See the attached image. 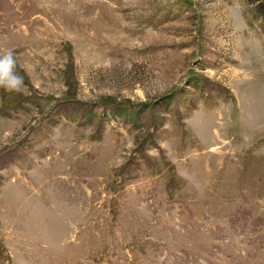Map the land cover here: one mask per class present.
<instances>
[{"label":"rangeland","instance_id":"obj_1","mask_svg":"<svg viewBox=\"0 0 264 264\" xmlns=\"http://www.w3.org/2000/svg\"><path fill=\"white\" fill-rule=\"evenodd\" d=\"M261 0H0V264H264Z\"/></svg>","mask_w":264,"mask_h":264},{"label":"clouds","instance_id":"obj_2","mask_svg":"<svg viewBox=\"0 0 264 264\" xmlns=\"http://www.w3.org/2000/svg\"><path fill=\"white\" fill-rule=\"evenodd\" d=\"M16 60L12 50L0 54V88L8 92H20L23 77L16 72Z\"/></svg>","mask_w":264,"mask_h":264},{"label":"trees","instance_id":"obj_3","mask_svg":"<svg viewBox=\"0 0 264 264\" xmlns=\"http://www.w3.org/2000/svg\"><path fill=\"white\" fill-rule=\"evenodd\" d=\"M260 3H261V7L263 8L262 11L264 12V0H261Z\"/></svg>","mask_w":264,"mask_h":264}]
</instances>
